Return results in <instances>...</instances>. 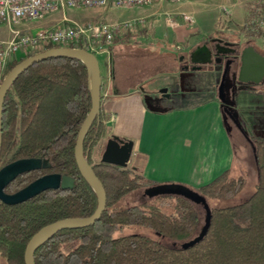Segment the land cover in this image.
Here are the masks:
<instances>
[{
    "label": "trees",
    "instance_id": "16d2710c",
    "mask_svg": "<svg viewBox=\"0 0 264 264\" xmlns=\"http://www.w3.org/2000/svg\"><path fill=\"white\" fill-rule=\"evenodd\" d=\"M30 55L8 61L0 81L14 64ZM89 106L86 68L74 58L34 63L8 87L2 103L0 161L6 158L2 165L19 158H39L47 160L48 166L17 175L3 191L14 192L48 173L70 176L74 185L46 189L12 205L0 202V264H24L25 244L40 227L94 211L95 194L73 159L76 132ZM221 112L224 118L222 108ZM103 134L98 116L86 132L83 150L88 154ZM248 138L256 169L253 191L234 205H208V227L194 245L180 248L178 243L194 236L203 223L204 210L199 204L163 194L143 195L138 204L118 207L127 193L143 192L155 183L145 179L138 167L87 158L105 191L101 215L91 225L55 232L35 248L33 264H264V142ZM244 181V176L229 168L205 184L188 188L207 202L231 197ZM135 226L152 230L157 238L114 235Z\"/></svg>",
    "mask_w": 264,
    "mask_h": 264
},
{
    "label": "rangeland",
    "instance_id": "374dc122",
    "mask_svg": "<svg viewBox=\"0 0 264 264\" xmlns=\"http://www.w3.org/2000/svg\"><path fill=\"white\" fill-rule=\"evenodd\" d=\"M183 14L187 16L186 20L182 18ZM169 15H172L176 22L173 29L165 24ZM131 17H143L145 27H136L122 36L115 37L111 43L117 39L122 40L107 45L106 56L111 60L116 79L124 77L130 84L138 83L147 90L150 88L149 93L142 94V100L147 106L155 109L192 105L211 96L218 97L222 62L215 60L196 68L189 67L185 55L190 44L206 43L211 39L222 46L231 47L232 40H239L251 42L257 48H264V40L259 35L260 21L264 18V0H187L183 3L153 0L146 6L129 9L110 6H61L32 21L0 22V43H5L16 31L38 29L43 26L42 22L45 20L50 23H112ZM158 36L159 39H156ZM162 88L165 89L164 95L159 92ZM238 90L248 94L236 103L224 105L236 124L226 115L223 120L235 150L232 171L235 175L244 176L245 181L229 198L208 199L206 203L209 206H229L245 200L253 191L256 181L253 153L247 138L264 142V78L257 85L240 82ZM92 147L86 154L93 162L99 160L100 146L96 148V155L92 153ZM5 160L6 158L0 161V166ZM143 195L142 191H131L123 196L116 206L138 204L143 200ZM133 233L157 238L152 230L136 226L125 228L120 233L114 232V235ZM163 240L171 243L168 239Z\"/></svg>",
    "mask_w": 264,
    "mask_h": 264
},
{
    "label": "crops",
    "instance_id": "0c3cea01",
    "mask_svg": "<svg viewBox=\"0 0 264 264\" xmlns=\"http://www.w3.org/2000/svg\"><path fill=\"white\" fill-rule=\"evenodd\" d=\"M58 22L45 20L41 27ZM106 54L105 48L94 54L100 74L98 116L104 134L93 145V154L110 135L131 140L127 166L138 167L155 184L178 183L190 188L209 182L226 169L234 170L235 150L215 96L181 107L147 106L142 94L150 88L130 84L124 77L116 79Z\"/></svg>",
    "mask_w": 264,
    "mask_h": 264
},
{
    "label": "water",
    "instance_id": "95a60500",
    "mask_svg": "<svg viewBox=\"0 0 264 264\" xmlns=\"http://www.w3.org/2000/svg\"><path fill=\"white\" fill-rule=\"evenodd\" d=\"M54 57H69L77 59L82 62L86 68L90 106L76 132L73 146V159L79 173L95 194L96 207L89 216L62 218L40 227L30 236L25 244L23 251L24 264H33L32 255L35 248L51 237L55 232L61 229L80 228L93 224L98 220L105 206V191L87 160V150H83V140L86 132L92 122L98 119L99 115L100 74L98 62L93 53L78 47H52L27 56L14 64L0 81V144L2 103L8 87L27 67L34 63ZM240 62L241 66L238 72L239 81L258 82L264 76V56L257 53L252 46H246L242 49L240 53ZM223 80L224 72L221 74L218 86L217 99L220 103H223L224 101ZM159 92L164 95L165 89L162 88ZM222 111L232 119L234 124H236L225 107L222 108ZM131 148V140L110 135L100 145L99 161L120 167H126L131 155ZM47 166V160L39 158H19L0 166V202L12 205L22 202L46 189H71L73 187V179L70 176L60 175L58 173H48L33 179L12 193H5L3 191L4 187L17 175L45 168ZM142 193L149 197L163 194L180 195L191 200L195 204H199L204 210L203 223L194 236L179 243L178 246L180 248L190 247L203 237L209 224V208L205 199L195 191L178 183H163L148 187L144 189Z\"/></svg>",
    "mask_w": 264,
    "mask_h": 264
},
{
    "label": "built area",
    "instance_id": "2783aa9c",
    "mask_svg": "<svg viewBox=\"0 0 264 264\" xmlns=\"http://www.w3.org/2000/svg\"><path fill=\"white\" fill-rule=\"evenodd\" d=\"M153 0H0V22L10 20L32 21L44 17L61 6L71 8L104 7L129 9L143 7ZM183 3L187 0H168ZM166 24L175 27L172 15L167 16ZM184 20L186 15H182ZM144 28L143 17H131L119 22H58L35 30H22L5 43H0V71L4 65L17 57L34 54L47 46H80L93 54L103 50L115 37L122 36L134 28ZM260 36L264 40V18L260 21ZM112 117V116H110Z\"/></svg>",
    "mask_w": 264,
    "mask_h": 264
},
{
    "label": "flooded vegetation",
    "instance_id": "af4514ba",
    "mask_svg": "<svg viewBox=\"0 0 264 264\" xmlns=\"http://www.w3.org/2000/svg\"><path fill=\"white\" fill-rule=\"evenodd\" d=\"M232 42L233 45L231 47L222 46L218 42L211 39H209L206 43H192L189 45V49L185 55L186 61L189 62V67L193 68L201 66L205 63H211L215 60L222 62V72H224V101L221 103V108L224 107L225 103H236L237 100L241 98L240 96L248 94L247 92L245 93L238 90L239 83L241 82L238 80V72L241 66L240 53L242 49L246 46H252L257 53L264 56V48H257L251 42H242L239 40H235V42L232 40ZM263 78L264 76L258 82H245L255 83V85H257V83L261 82ZM226 116L229 118L227 114ZM229 120L232 121L231 118H229ZM247 141L251 145L249 138H247ZM251 150H253L252 145Z\"/></svg>",
    "mask_w": 264,
    "mask_h": 264
}]
</instances>
